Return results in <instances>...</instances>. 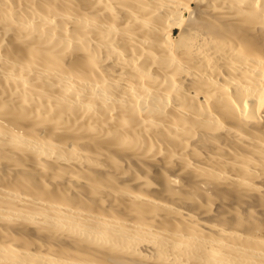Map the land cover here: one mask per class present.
<instances>
[{
  "label": "bare ground",
  "instance_id": "obj_1",
  "mask_svg": "<svg viewBox=\"0 0 264 264\" xmlns=\"http://www.w3.org/2000/svg\"><path fill=\"white\" fill-rule=\"evenodd\" d=\"M0 264H264V0H0Z\"/></svg>",
  "mask_w": 264,
  "mask_h": 264
}]
</instances>
